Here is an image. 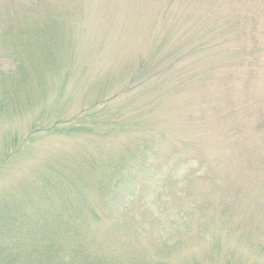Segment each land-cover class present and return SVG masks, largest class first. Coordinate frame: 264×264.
<instances>
[{"label": "rangeland", "instance_id": "rangeland-1", "mask_svg": "<svg viewBox=\"0 0 264 264\" xmlns=\"http://www.w3.org/2000/svg\"><path fill=\"white\" fill-rule=\"evenodd\" d=\"M263 6L0 0L2 17L13 8L23 22L41 14L39 48L20 35L35 106L10 119L0 114V201L37 199L53 179L79 199L66 180L85 177L74 174V161L90 154L91 176L118 163L130 172L125 185L110 186L108 203L90 185L87 239L104 244L115 229L119 252L137 249L161 264H264ZM227 22L237 31L222 37ZM8 40L1 32L4 74L16 70L11 50L23 46ZM140 67L148 69L143 79ZM56 122L53 131L40 128ZM0 264L27 263L0 245Z\"/></svg>", "mask_w": 264, "mask_h": 264}, {"label": "trees", "instance_id": "trees-1", "mask_svg": "<svg viewBox=\"0 0 264 264\" xmlns=\"http://www.w3.org/2000/svg\"><path fill=\"white\" fill-rule=\"evenodd\" d=\"M259 9V15L264 13V6ZM20 11L13 8L8 9L5 17L0 15V20L6 18L5 22H0V33L2 32L6 41H9L8 39L16 40L10 42L18 47L23 43L20 35L24 34L36 43L34 49L39 48L40 29L37 18H40V12L35 11L30 22H28L29 18H25L23 22L20 19L22 16L18 13ZM216 22L217 20L211 21L212 25H215ZM242 26L244 28L243 23ZM220 28L224 31H218L222 37L226 35L228 28L237 31L236 25L232 22L220 23ZM63 34L60 31V36ZM43 45L46 47L45 43ZM22 47L20 50H18L19 48L11 50L19 62L16 70L8 74L0 73V114H6L7 119L12 117L11 114H20L24 109L27 111L35 106H30L32 104L30 93H33V88L36 87L31 84L33 78H30L27 64L30 53L24 43ZM55 50V53L60 54L59 44L55 46ZM21 61L27 62L20 64ZM33 69L36 76L37 69ZM137 72V78L143 79L148 69L140 67ZM60 125V122H56L53 125L40 128H49L53 131ZM63 126L66 127V125ZM36 133L37 131L34 130L31 135L35 136ZM77 151L82 152V149ZM129 154L133 159L132 162H135L137 156L130 146L126 148V155ZM89 155H84L87 159L86 162L74 161V166H76L74 174H83L85 177H72L74 181L71 178L69 181L66 180L68 186H73L78 194L82 193V197L79 199L74 198L70 191L72 188H66L64 181L53 179V183L48 184L49 189H44L47 190L46 194L42 190L41 197L37 199L23 200L22 203L17 204V201H12L10 196L8 199L0 201V226L3 228V232H1L0 227V245L21 257L27 264H161L160 262H151L137 249L131 253L119 252V241L115 229L109 230L104 244L98 243L96 239L86 238L82 217L84 210L91 205L89 204L91 196L88 194L90 185L94 187V192L99 197L101 196L100 200L108 203L112 197L111 193L114 191L107 192L111 188L110 186L115 185L117 188V186L125 185L128 170L130 172V165L124 169L122 163H118L116 166L107 165L106 175L102 177L91 176L95 173V167H93ZM12 189L15 192V188ZM68 192L71 195H64ZM26 208L28 210L35 209L30 210L32 213H28Z\"/></svg>", "mask_w": 264, "mask_h": 264}]
</instances>
